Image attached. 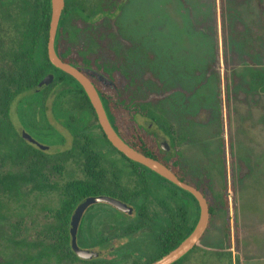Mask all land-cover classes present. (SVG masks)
<instances>
[{"label": "rangeland", "instance_id": "rangeland-1", "mask_svg": "<svg viewBox=\"0 0 264 264\" xmlns=\"http://www.w3.org/2000/svg\"><path fill=\"white\" fill-rule=\"evenodd\" d=\"M98 15L103 23L113 20L120 37L133 44L128 57L138 65L136 74L144 75L146 66L170 90L163 106L176 130L187 134L179 157L186 182L206 194L212 185L218 193L224 179L219 170L225 169L234 192L231 255L223 237L224 213L216 210L184 264H264V91L249 89L251 68L264 70V0H122L114 12ZM20 98L12 103L10 115L21 133L27 129L18 112ZM136 119L156 133L160 144L168 142L169 148L162 149L173 162L176 150L169 136L151 118ZM53 123L64 141L47 142L34 135L48 145V153L71 145L68 132ZM12 153L9 144L0 146V174L25 171ZM53 164L45 170L49 182L63 184L84 176L74 160L60 169ZM59 203L57 189L22 186L8 191L0 185V264H89L61 258L40 244ZM95 248L103 251L102 257L116 256L109 246Z\"/></svg>", "mask_w": 264, "mask_h": 264}, {"label": "trees", "instance_id": "trees-1", "mask_svg": "<svg viewBox=\"0 0 264 264\" xmlns=\"http://www.w3.org/2000/svg\"><path fill=\"white\" fill-rule=\"evenodd\" d=\"M121 2L122 0H103L101 3L98 0L97 7L93 6L96 4L87 7L85 0H65L56 35V50L64 60L83 71L86 63L108 80L102 85L99 78L94 79L102 93L108 117L117 132L141 152L166 163L179 178L186 181L180 169L179 157L181 145L188 138L186 133L176 130L166 114L163 101L170 95V90H167L161 78L155 72H147L146 76L136 74L135 70L124 64L122 58L118 66L111 62V58L101 65L95 54L85 57L78 39L85 16L93 17L101 11L112 13ZM50 20L51 0H0V146L9 144L13 150L12 155L25 167L24 172L0 174V185L8 191L19 190L22 186L59 191L60 203L54 209V221L47 227L44 239L40 241L45 251L89 264H141L120 258L81 259L71 247L70 221L77 205L88 196L108 194L139 209H176L179 207L178 191L183 190L192 199H183V231L177 233L175 228L173 232L169 231L167 239L174 240V243L166 247L164 252L177 246L193 230L199 218L200 205L191 192L144 164L128 158L111 143L84 87L75 77L50 61L47 47ZM90 24L95 25L96 21L93 20ZM109 56L111 57V52ZM250 71L249 89L264 91V70L253 67ZM49 73L54 74L53 80L46 86H40V81ZM19 96L18 112L23 126L33 136H40L47 142H60L66 137L61 131L59 133V128L53 123L59 122L71 137L68 149L48 153L23 138L10 115L12 103ZM136 115L151 118L169 136L170 143L176 150L173 162L166 157L156 133L142 125ZM54 136L58 139H49ZM69 160L81 165L84 176L72 177L63 184L49 182L45 173L49 163L54 161V167L60 169ZM104 161L119 163L111 165L102 163ZM224 170H219L224 179L218 193L213 192L212 185L209 194L195 185L209 202L210 222L216 210L223 211V237L229 247L227 253L231 255V219H234V213H230V198L234 192L230 190ZM232 206L236 208V203ZM91 207L94 211L81 220L78 229V243L82 247H95L102 236L106 238L117 231L127 230L126 227H118L120 224L128 225L127 214L116 211L104 202L95 203ZM141 223L145 224L143 220ZM234 223L238 240L236 219ZM209 226L210 223L206 232Z\"/></svg>", "mask_w": 264, "mask_h": 264}, {"label": "flooded vegetation", "instance_id": "flooded-vegetation-1", "mask_svg": "<svg viewBox=\"0 0 264 264\" xmlns=\"http://www.w3.org/2000/svg\"><path fill=\"white\" fill-rule=\"evenodd\" d=\"M97 1L98 0H85V2L87 3L86 5H88L87 7H90V4L92 5L96 4ZM101 3H103V0H101ZM93 6L97 7V4ZM103 13L104 11L98 12L93 17L85 16L84 20L82 21L81 34L78 36V39L80 40V44L84 52V55L88 57L95 54L97 56L98 62L101 65L109 62V58H111V62L114 65L118 66L119 60L120 58H122L126 66L137 72L136 68L134 67L138 65L131 64L128 57L130 51L132 50L133 44L127 43L123 36L120 37V33L118 32L116 25L113 23V20L110 23L108 21L106 23H103L102 16L98 17L99 16L98 14H103ZM93 20L96 21L95 25L90 24V22H92ZM95 29L96 30L98 29V31H94ZM120 44H121V48H120ZM116 45L120 48V50L117 48ZM120 51L122 52L120 53ZM110 52H111V57L109 56ZM83 67L85 70L84 72L89 76V78L95 84L100 96L102 97V93L101 91H99L97 87L98 83H96L94 79L99 78L100 81L102 82L101 83L102 85L103 83H107L108 80H106L99 73L95 72L93 68L88 66L86 63ZM144 68L145 69L143 73L145 72V76H146V73L148 71L146 69V66H144ZM102 163L111 164V163H119V162L104 161ZM184 197H186L188 201H192L190 195L186 194L183 190H179L178 191L179 207L176 209H172V208L167 209V208H159V207H149V208L139 209L133 206L134 207L133 212L128 213V212L120 211L111 205L116 211H120L123 214H127L129 218V223L127 226L122 224L118 225V227L119 226H121L122 228L126 227L127 228L126 231L120 230L112 235L107 236L106 238L103 236L101 237L100 243H98L95 246L101 248H104L105 245L109 246L112 252H116V256H112V257L100 256V257L105 259L120 258L124 261L127 260L129 262L137 261L141 264L143 263L150 264L154 260L163 256L165 253H167L164 252L165 248L174 243V240L167 239L169 231L171 230V232H173L174 228L176 229L177 233L178 232L182 233L183 231V224L185 218L183 216L184 209L182 208V203ZM93 204L89 205L88 208L85 210L83 214L84 218L87 217V214L94 211L93 208L91 209V206ZM142 220L145 223L144 225L141 223ZM124 237H127L128 239L123 243H118L114 245L115 243L112 242L115 241V239L124 238ZM196 248H197V244L193 248L188 250L182 257H180L178 260L174 261L171 264H184L186 259L192 253H194Z\"/></svg>", "mask_w": 264, "mask_h": 264}, {"label": "water", "instance_id": "water-1", "mask_svg": "<svg viewBox=\"0 0 264 264\" xmlns=\"http://www.w3.org/2000/svg\"><path fill=\"white\" fill-rule=\"evenodd\" d=\"M65 6V0H51V20H50V28H49V38H48V55L50 61L58 68L63 71L71 74L75 77L81 85L84 87L86 93L88 94L99 119V122L104 129L108 139L111 143L121 152H123L128 158L140 162L150 168L151 170L157 172L168 180L174 182L178 186L190 191L195 198L198 200L200 205V213L199 218L194 226L193 230L173 249L165 253L160 258L154 260L150 264H171L174 261L178 260L182 257L188 250L193 248L197 242L203 237L205 234L208 225L210 223V207L209 202L204 195V193L197 188L196 186L182 180L179 176L173 171V169L168 166L166 163L161 160L147 155L130 143H128L114 128L112 125L105 106L103 104L102 98L92 80L89 76L78 66L72 64L64 60L56 50V35L58 31V26L60 22V18ZM54 78L53 73L47 74L41 81L40 86L48 85ZM21 135L24 139L36 144L42 149H46L48 145L41 143L38 141L30 132L25 129H22ZM161 147L167 149L169 148V144L167 141H161ZM106 202L117 208L120 211L132 213L134 207L115 197L108 194H99V195H91L82 200L75 210L73 211L71 221H70V233H71V247L73 251L83 259H92L96 257H100L103 254V251L99 248L95 247H82L77 242V235L79 225L81 223L83 214L89 205L93 203Z\"/></svg>", "mask_w": 264, "mask_h": 264}]
</instances>
